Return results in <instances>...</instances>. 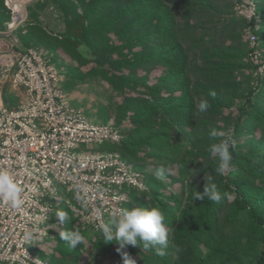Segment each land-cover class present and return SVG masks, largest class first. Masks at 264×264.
I'll list each match as a JSON object with an SVG mask.
<instances>
[{"label": "trees", "instance_id": "trees-1", "mask_svg": "<svg viewBox=\"0 0 264 264\" xmlns=\"http://www.w3.org/2000/svg\"><path fill=\"white\" fill-rule=\"evenodd\" d=\"M224 1L91 0L90 9L84 4L83 17L77 7L68 12L64 42H76L73 58L79 66L93 64L87 76L107 82L121 95L127 90L135 93L129 97L133 102L140 103L141 95L149 97L136 106L132 117L137 138L123 135L120 142L108 144L118 147L129 164L141 161L136 149L142 145L148 157L163 158L157 159V168L166 166L170 173L163 179L154 172L142 174L149 189L131 191L126 208H159L170 245L180 251L170 247L161 257L154 248L127 245L118 252L116 241L105 243L100 232L83 223L91 233L81 232L85 240L77 249L59 238L60 231L48 228L55 245L48 249L43 244L42 259L51 264H90L82 258L88 249L92 264H107L108 258L124 264L123 253L133 264H264V78L258 82L252 74L247 20L236 12L234 2L232 9H225ZM255 1L264 56V0ZM110 33L116 41L101 40ZM91 36L99 41L83 44L88 57L75 49L80 47L76 38ZM157 68L161 74L153 82L151 73ZM202 100L210 104L204 113L198 110ZM234 109L238 113H232ZM222 122L228 124L236 148L230 149V174L219 176L208 148L215 142L209 138L210 129L219 133ZM198 168L200 176L191 182ZM208 174L222 194H232L231 201H195L193 193L204 191L203 177ZM174 184L182 190L176 192ZM65 198L56 210L68 213L72 210ZM66 225L73 229L69 220Z\"/></svg>", "mask_w": 264, "mask_h": 264}, {"label": "built area", "instance_id": "built-area-1", "mask_svg": "<svg viewBox=\"0 0 264 264\" xmlns=\"http://www.w3.org/2000/svg\"><path fill=\"white\" fill-rule=\"evenodd\" d=\"M2 1L10 12L6 23L13 30L38 0ZM233 2L248 22V58L259 82L264 78V56L257 3ZM0 51L4 52L1 62L13 70V87L24 92L16 108L4 106L0 93V171L14 176L25 201L14 209L0 200V264H33V260L46 264L32 253L31 245L47 238L49 220L65 193L78 200L65 198L70 209L98 231L99 223H106L130 201L122 187L145 191L149 186L120 153H96L86 147L120 142L123 134L118 127L95 123L71 106L62 73L49 57L36 48L18 51L4 38H0ZM231 170L232 166L224 175ZM26 232L33 236L30 242L24 240Z\"/></svg>", "mask_w": 264, "mask_h": 264}, {"label": "rangeland", "instance_id": "rangeland-1", "mask_svg": "<svg viewBox=\"0 0 264 264\" xmlns=\"http://www.w3.org/2000/svg\"><path fill=\"white\" fill-rule=\"evenodd\" d=\"M84 4L88 9H90L89 7L92 5L91 0H38L29 7L26 20H24L15 29L9 30L6 22L10 21V13L5 10L4 4L2 5V3H0V31L4 33L3 35L0 34V38L8 40L10 45L14 44V48L18 51L28 48H36L41 51L44 55L49 57L61 71L63 76L64 90L67 99L73 108L82 112L88 119L95 123L111 124L118 127L123 135H131L135 138L136 136L134 133L136 126L132 121L135 108L137 105L141 106L144 104V100L149 99V97L141 95V104L133 102L129 97H134L135 93L127 90L129 94L127 93L126 95H121L114 91L107 82L101 79L88 77L87 73L90 68L93 67V64L91 63L83 67L79 66V63L73 58V51L74 47L76 46V42L71 41L69 43L66 41L67 44L64 42L67 39L65 36L67 31L66 20L68 17V12L71 13L73 9L77 7L78 15L83 17L86 13ZM232 5V1L225 2V9H232ZM89 23L90 22L87 19L86 25H89ZM182 24H184V22ZM105 37L104 39L101 37V40H117V36L114 33L107 34ZM76 40L78 43H80V47L75 49L81 50V52L86 54L88 57V50L83 44L88 40L92 41L93 43L99 41L95 36H91L89 39L87 37H77ZM2 53L4 52L0 51V56ZM12 72L13 70L9 69V67L0 60V93L3 100V105L10 108H16L22 104L24 92L22 89H15L13 87L11 82ZM160 74L161 68L153 71L151 73L152 81L156 82L157 77ZM231 112L234 114L238 113L237 109H234V111L231 110ZM227 125V123L224 124L222 122V128H220L219 132L228 135L229 128H226ZM211 130L213 129L211 128L210 131ZM86 147L90 151L96 153H121V150L118 147L108 143ZM147 152L148 150L143 145L137 148L136 153L137 156L139 155L142 157L141 161L132 160L131 162V165L144 175L157 172L158 168L156 161H158L157 159L160 158L159 154H157V156L148 157ZM204 165H209L208 161H205ZM198 170L194 179L200 176V168H198ZM225 174H227V171ZM210 176L211 174L205 175L203 177V183L207 181L206 177L209 179ZM189 187L190 182H187V191L189 190ZM121 189L128 193L131 191L133 192V190H136L138 193L142 191L135 187L126 186L122 187ZM172 189H174L176 192L182 190L180 184H174ZM62 195L63 192L61 193V196ZM64 196L68 199H71L74 203H78V200L72 195L65 193ZM135 198H139V196ZM67 214L70 225L73 227V229L79 230L81 232L85 231V234L87 233V235L91 233L90 229L84 226L82 220H80L76 214H74L72 211H69ZM68 228L69 226L67 225L64 227L59 225L57 218L54 216L49 223V231H62ZM53 236V234H48L47 238L43 242L33 243L31 245L32 253L39 256V254L42 252L44 243H46L44 245H46L47 248L49 247L48 249H52V247L55 245V236ZM82 258L85 262L90 264L94 263V260L92 259L88 249L82 251ZM42 260L46 264H51L47 259L43 258ZM105 262L107 264H117L118 260L116 258H108L105 260Z\"/></svg>", "mask_w": 264, "mask_h": 264}, {"label": "clouds", "instance_id": "clouds-1", "mask_svg": "<svg viewBox=\"0 0 264 264\" xmlns=\"http://www.w3.org/2000/svg\"><path fill=\"white\" fill-rule=\"evenodd\" d=\"M211 95L214 96L215 93L213 92ZM209 107L210 104L206 100H202L198 104L200 113L206 112ZM209 138L215 141L208 148L211 156L217 160L215 173L223 176L232 166L233 156L230 149L236 148V141L231 135H225L222 132L218 133L215 129L210 131ZM168 172L169 169L166 166H160L156 175L158 178L163 179ZM196 175H191V182ZM206 180L204 191L202 193L199 191L193 193L195 201H204L206 198L211 202L217 203L222 198H226L229 201L232 200V194L228 192L222 194L215 182L210 181L207 177ZM22 192L23 189L10 172L6 170L0 171V200L7 202L14 209L20 208L25 203ZM53 216L57 218L58 224L63 227L69 220L68 214L63 210H56ZM98 231L101 233L105 243L116 241L119 244L118 252L127 245H139L143 250L154 248L156 254L161 257L167 254L166 250L170 247L177 253L180 251L176 245H170L169 229L165 224V215L157 207L130 206L123 208L114 213L106 223H99ZM59 238L66 242L70 249H77L85 240L81 231L75 229L60 231ZM32 239L33 236L30 232L24 234L26 242H30ZM123 259L124 264H133V259L127 253H123ZM33 264H36V260H33Z\"/></svg>", "mask_w": 264, "mask_h": 264}]
</instances>
